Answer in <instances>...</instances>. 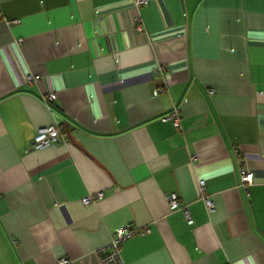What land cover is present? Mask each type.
<instances>
[{
  "label": "crops",
  "instance_id": "crops-1",
  "mask_svg": "<svg viewBox=\"0 0 264 264\" xmlns=\"http://www.w3.org/2000/svg\"><path fill=\"white\" fill-rule=\"evenodd\" d=\"M0 193L10 264H102L124 226L123 264H264V0H0Z\"/></svg>",
  "mask_w": 264,
  "mask_h": 264
},
{
  "label": "built area",
  "instance_id": "built-area-1",
  "mask_svg": "<svg viewBox=\"0 0 264 264\" xmlns=\"http://www.w3.org/2000/svg\"><path fill=\"white\" fill-rule=\"evenodd\" d=\"M136 5H144L149 2V0H133ZM19 20H15L18 22ZM142 28V26H138ZM160 69H158L159 71ZM41 75L39 74H29L27 76V82L32 83L36 80H39ZM162 90V88L160 89ZM58 94L55 92H51L46 96V100H53L57 98ZM163 118L165 120H170L174 123L175 126H180L181 124V109L180 107H174L172 111L166 113ZM63 129L60 125L56 123H51L49 125L40 127L32 140L31 147L35 148H43L52 143L60 142L63 139L62 135ZM253 180V174L248 171L247 169H242V181L244 183L250 182ZM200 184V192L203 198L205 199L207 208L210 212L215 211V204L211 197L207 195L206 186H205V179H201L199 181ZM1 196V193H0ZM103 196L102 191H98L94 194H90L83 198V202L89 203L91 201H96L101 199ZM167 200L171 208H175L180 203V198L178 193L172 192L167 195ZM185 218L189 223L193 222V217L191 212L187 206L183 207ZM150 227H145L143 232H150ZM139 228H133L130 226H124L117 231H115L110 239V241L103 245L100 249L101 252V262L102 264H123V257H122V245L125 240L130 238L131 236L139 233ZM59 264H71V260L68 257H60L58 260Z\"/></svg>",
  "mask_w": 264,
  "mask_h": 264
},
{
  "label": "rangeland",
  "instance_id": "rangeland-1",
  "mask_svg": "<svg viewBox=\"0 0 264 264\" xmlns=\"http://www.w3.org/2000/svg\"><path fill=\"white\" fill-rule=\"evenodd\" d=\"M10 249L8 246H4L3 243L0 242V264H10V258L6 257V253H8Z\"/></svg>",
  "mask_w": 264,
  "mask_h": 264
}]
</instances>
